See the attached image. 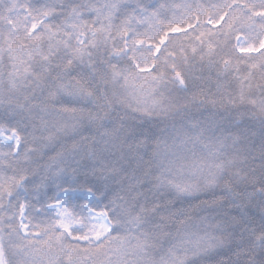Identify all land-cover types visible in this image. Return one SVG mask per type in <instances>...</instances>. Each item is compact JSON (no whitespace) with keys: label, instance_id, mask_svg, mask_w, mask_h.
<instances>
[{"label":"snow or ice","instance_id":"1","mask_svg":"<svg viewBox=\"0 0 264 264\" xmlns=\"http://www.w3.org/2000/svg\"><path fill=\"white\" fill-rule=\"evenodd\" d=\"M0 264H264V0H0Z\"/></svg>","mask_w":264,"mask_h":264},{"label":"trees","instance_id":"2","mask_svg":"<svg viewBox=\"0 0 264 264\" xmlns=\"http://www.w3.org/2000/svg\"><path fill=\"white\" fill-rule=\"evenodd\" d=\"M196 0H168V3H174V4H181V3H195ZM171 14H169L170 16ZM146 26H141L142 30L145 28ZM207 27H211V25H207ZM256 131L257 133L259 132V124L258 122L256 123ZM49 195L53 194V189H49L48 190ZM191 203L193 205V211H192V220L190 221V223L195 226L198 223L199 217L201 215V213L199 212L198 209L195 208L196 205H198L200 203V200L192 198L191 199ZM179 206V205H178ZM188 205V201L185 200L184 202V207L187 208Z\"/></svg>","mask_w":264,"mask_h":264}]
</instances>
